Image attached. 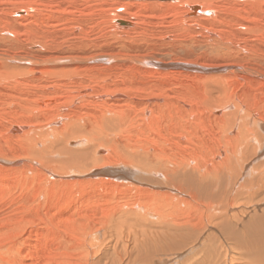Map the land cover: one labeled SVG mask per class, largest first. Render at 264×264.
<instances>
[{
    "label": "bare ground",
    "instance_id": "6f19581e",
    "mask_svg": "<svg viewBox=\"0 0 264 264\" xmlns=\"http://www.w3.org/2000/svg\"><path fill=\"white\" fill-rule=\"evenodd\" d=\"M143 1L0 0V264H264V50L244 41L264 32V0L161 1L260 52L233 64L237 85L188 63L139 90L119 61H181L72 51L94 48L89 4L127 35L157 5Z\"/></svg>",
    "mask_w": 264,
    "mask_h": 264
},
{
    "label": "rangeland",
    "instance_id": "374dc122",
    "mask_svg": "<svg viewBox=\"0 0 264 264\" xmlns=\"http://www.w3.org/2000/svg\"><path fill=\"white\" fill-rule=\"evenodd\" d=\"M147 1L148 0H145V2L144 1L143 2L147 3ZM161 1H163V0H159V1L156 0V2H158V3L153 2V4H157V5H153L152 4L154 6L153 9L152 10L151 9L147 10L146 13H148V14H145V18H146L145 19V23L141 24L140 27L135 28L133 31H131L132 33H129L127 35H125L124 33H122L123 34L122 35V34L114 32V31L111 32L110 28H108V25H106V24L103 25L104 23L99 24L98 21H101V19L97 15V14H99L97 12V9H99V8H97L94 3H93L94 5H92V3L89 4L88 5L89 8L93 7V10L95 11V13H97L95 15L98 16V17L96 18L95 15H94L93 18L90 19V21L91 22L93 21V22L92 23L91 22L87 23V24H90V25L92 24L91 28L90 27L87 28V26H90V25H87L86 23H85L86 26L83 25V27L87 28L89 41H93V39H94V45H93L94 48L90 50V45L88 44V41L86 39H83V41L79 40V42L82 41L81 43H83L84 45L86 44V45L83 46L81 51L77 49L78 51L75 50V51H72V53L73 54L76 53L75 55H77L78 53L83 52V53H80V55L82 54L83 56H85L87 53L89 54L90 52L95 51L97 54H99V53H110V54H112L113 53L112 54L113 56H118V57H123V55H125V56H130V55L131 56H133V55L134 56L135 55L136 56H143V57L152 59V60L157 61V62L161 61L162 63H164V62L173 63V62H176V61L177 62L181 61L179 63H180V65H182V67L184 66V69L180 68L181 66L179 64H177L178 66L176 65L178 67V69H177L176 66L174 67L175 69L173 67H171V68H163L162 67L163 69L160 67V68L156 69V67H153L152 65H149V66H146V67L136 65V68H133L135 66V64L133 62L132 63L130 62L128 64L129 67L126 66V67H124L125 68L124 69L122 67V64L126 63L127 61L126 62H124V61L122 62V60L119 61V65L115 66L113 68V70L116 71L117 74L121 73V75H122V77H124V79H126V80L129 79L128 81L132 82V85H134L133 86L134 88L139 89V88L143 87V88H141L139 90L144 89L146 87V84H150L151 85V83H154L157 86L158 84L165 83V82L161 81L163 79V77H161L163 74L159 73L160 70H162V71L163 70L164 71L170 70V72H172V71L173 72L181 71V73H185L186 71L188 72L187 68H185V66H189V65H187L188 63L190 65H192V63H193L196 67L203 66V65L204 66H209L210 65V66H212V68L210 66L207 67V68H211V69L217 68L216 72H211V73L212 74H215V73L220 74V71H221L222 77L226 76L225 79H230V82L231 83L233 82L232 83L233 85H237L239 83V82H237V80L242 78V77H241V74L238 75L237 73H235L236 72L235 71L236 67L233 64L238 63L237 60L240 63H244V64H246V61L249 64L251 63L250 65L255 64L253 61L256 60L255 58L257 57V54L260 52V50L258 49L259 52L256 51L257 52L256 53V52H253L251 48L250 49H243V50H240V49H237V48H233L232 49L231 43L229 41H227L230 36L229 35H227V36L224 35V34H227V33H224V31L227 28V26L223 27L222 24H220L218 26V28L216 27V29L219 31L217 35L215 34V35H213V37L212 36L208 37L206 35V33H205L207 29H204L201 25L200 26L202 28L199 27V26L193 25L191 23L189 24V22L186 23L187 21L186 22L182 21V19H178L174 23L173 22V19H174L173 18V14L174 13H171L168 10L165 11L166 10L165 8H161L160 5L163 4ZM164 1H167V0H164ZM148 2H150V1H148ZM78 3L81 4V2H78ZM150 3H152V2H150ZM80 4H79L80 8L77 6L78 5L77 3L74 4V7H73V11L75 10L74 14H75L76 17H79V13H78L79 9H80V11H83V10L86 9L85 6H83V4H81V5ZM76 6L78 7V9H77ZM74 8H76V9H74ZM217 13L218 12L216 11L215 14H217ZM212 14L200 17V19L202 18L201 21L209 20L210 22L213 21L215 24H217V20L216 19L219 16H216L214 14L215 15V17H214V16H212ZM111 15H113V14H111ZM146 21H148L149 23L146 22ZM67 22H66V24L67 25L69 24L70 27H71L72 24H70L69 22L67 23ZM61 24L65 25V23H61ZM146 24H147V26H146ZM67 25H65V26H67ZM100 25H102V27H100ZM133 25L134 24L132 23L131 28L133 27ZM80 27H81L80 25H77V27L74 26V28L72 27L73 28L72 29L73 33L76 32L75 34H77V32H79V35H80V31H81ZM208 27L209 28H211V27L213 28V26H207V28ZM101 28L104 29L103 32H102V30H100ZM227 30H228V28L226 29V31ZM109 31H110V33H109ZM10 32H11V30H8L9 34H11ZM192 32L195 33V34L193 35ZM2 33H5V31H1L0 30V35ZM89 33H93V34L89 35ZM104 33H105V35H104ZM136 33H138V34H136ZM184 33H185V35H184ZM201 33H202V35H201ZM250 34H251L250 37H248V34L244 35L246 37V38H244L246 47L249 48L250 46L253 47V46L257 45V48H260L263 51L264 50V44H263V42H264V38H263L264 37V32H256L254 34H252V33H250ZM93 35H94V37H93ZM167 35H169V36L167 37ZM225 36L228 37V38H226ZM258 36L261 37V38H259ZM230 38L231 39H229V40H236L234 38V36L233 37L231 36ZM241 38H243V37H241ZM256 38L258 40L255 42L254 40H256ZM182 39H183V41H182ZM84 41H86V42H84ZM252 43H254V44L252 45ZM96 44H97V46H96ZM87 45H89V46H87ZM6 47L7 46H4V45H2L0 43V51L3 50L2 48H6ZM86 48H88L90 51L88 49L86 50ZM85 51H86V54H85ZM15 52H18V50H16ZM116 52H118V53H116ZM21 53H22V51H21ZM120 54H122V55H120ZM259 55H261V56H260V60H258V62L262 61V66L264 67V62H263L264 58H262L264 56L261 53ZM78 56H79V54H78ZM185 62H187V63H185ZM213 64L214 65L217 64V67L214 66ZM221 64H222V66H221ZM137 66L141 67L140 68L141 70L140 69L137 70ZM224 67H226V68H224ZM117 70H119V71L117 72ZM154 71L155 72L157 71V72L155 73ZM131 73L132 74L134 73V74L132 75ZM147 74H151V76L155 74L158 79L155 77V78H153V80H154L153 81L149 77H147L148 76ZM171 74H173V73H171ZM127 75L129 76L128 79H127V77H128ZM144 75H146V76L144 77ZM227 75H228V77H227ZM155 80H159V81L156 82ZM242 81L243 80H241L240 82H242ZM256 95L258 96L259 94L256 93ZM0 172L7 173L2 168H0ZM6 187L8 188L9 186L7 185Z\"/></svg>",
    "mask_w": 264,
    "mask_h": 264
}]
</instances>
